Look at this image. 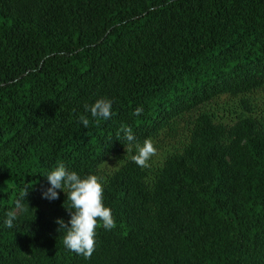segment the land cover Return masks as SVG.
Returning a JSON list of instances; mask_svg holds the SVG:
<instances>
[{"label": "trees", "instance_id": "obj_1", "mask_svg": "<svg viewBox=\"0 0 264 264\" xmlns=\"http://www.w3.org/2000/svg\"><path fill=\"white\" fill-rule=\"evenodd\" d=\"M261 89L264 0H0V264H264V115L245 97ZM225 95L231 124L206 110ZM100 97L112 114L85 129ZM182 131L161 164L133 159ZM61 163L106 180L115 226L89 257L55 223L67 190L41 198Z\"/></svg>", "mask_w": 264, "mask_h": 264}, {"label": "clouds", "instance_id": "obj_2", "mask_svg": "<svg viewBox=\"0 0 264 264\" xmlns=\"http://www.w3.org/2000/svg\"><path fill=\"white\" fill-rule=\"evenodd\" d=\"M113 101L107 97H100L90 105H85V113L80 115L78 122L86 129L89 126L90 115L93 119L102 118L108 120L112 114ZM141 109L134 110V115H139ZM127 141L134 142L135 138L131 129L125 130ZM136 155L133 157L138 165H143L154 153L155 149L150 140L145 139L143 144L136 143ZM48 187L41 193L42 199L49 201L58 198L59 192L65 194L69 201V220L65 224L63 219H57L59 229H64L63 245L66 249L77 255L89 257L95 250L96 228L98 223L105 230H111L115 226L111 209L103 201V191L106 185L104 177L96 174L81 176L75 170H69L64 164H58L54 169L47 172ZM19 202L16 208H20ZM14 211H7L3 219V227L11 229L16 220Z\"/></svg>", "mask_w": 264, "mask_h": 264}, {"label": "rangeland", "instance_id": "obj_3", "mask_svg": "<svg viewBox=\"0 0 264 264\" xmlns=\"http://www.w3.org/2000/svg\"><path fill=\"white\" fill-rule=\"evenodd\" d=\"M251 102L254 108V115H264V89H261L252 95L245 96ZM240 97L222 96L211 103L206 110H208L215 121L223 124H231L236 119L237 111H242L239 105ZM187 133V132H186ZM185 131L180 132L179 136L169 138L165 134L161 135L156 141H151L155 149L154 153L145 162L148 165H159L167 157L169 152L183 142L186 138ZM124 163L122 159H113L102 166V170L106 174H112L118 170Z\"/></svg>", "mask_w": 264, "mask_h": 264}]
</instances>
